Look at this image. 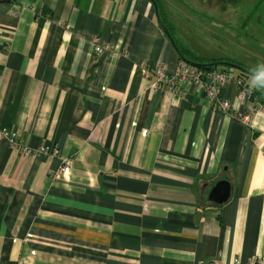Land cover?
<instances>
[{"label":"crops","instance_id":"crops-1","mask_svg":"<svg viewBox=\"0 0 264 264\" xmlns=\"http://www.w3.org/2000/svg\"><path fill=\"white\" fill-rule=\"evenodd\" d=\"M154 1L191 59L259 72L215 48L198 56L180 39V11ZM157 26L148 0L0 3V129L71 161L63 175L57 159L0 138V264H247L264 253V91L242 125L189 85L153 89L140 64L174 74L180 62ZM93 36L108 50L94 52ZM237 92L225 85L220 98L244 112ZM219 181L230 191L216 205Z\"/></svg>","mask_w":264,"mask_h":264},{"label":"rangeland","instance_id":"rangeland-1","mask_svg":"<svg viewBox=\"0 0 264 264\" xmlns=\"http://www.w3.org/2000/svg\"><path fill=\"white\" fill-rule=\"evenodd\" d=\"M169 2L174 4L176 11H180V39L186 41L198 56L215 55V48L246 67L258 69L259 72L264 70V3L258 10L255 0ZM221 9L225 10L222 15H216V11ZM215 21L219 22L217 28L212 25ZM241 23L245 24L244 27ZM220 24L227 29V35L221 33ZM252 79L245 78V85L251 87Z\"/></svg>","mask_w":264,"mask_h":264},{"label":"built area","instance_id":"built-area-1","mask_svg":"<svg viewBox=\"0 0 264 264\" xmlns=\"http://www.w3.org/2000/svg\"><path fill=\"white\" fill-rule=\"evenodd\" d=\"M98 36H93L90 45L94 52L102 53L108 50V45L100 42ZM142 76L151 82L153 89L165 85L167 89L176 95L182 96V85L186 84L197 91L203 92L207 101L221 111L228 113L230 117L242 125H250L253 116L260 110L263 100L254 97L255 90L245 85L242 78H234L230 73L216 68H209L205 72L201 69L191 67L190 65L178 62L177 72L167 74L161 65L149 68L147 65L140 64ZM233 84L238 89L236 100L238 106H242L244 112L237 110L228 100L220 98V92L225 85ZM0 138H3L11 147H15L23 155L28 156H46L55 158L60 162L58 173L66 175L70 168V159L60 154V151L54 147L40 146L39 148L30 149L23 144L16 132L5 131L0 129ZM209 264H220L212 261ZM247 264H264V253L249 259Z\"/></svg>","mask_w":264,"mask_h":264},{"label":"water","instance_id":"water-1","mask_svg":"<svg viewBox=\"0 0 264 264\" xmlns=\"http://www.w3.org/2000/svg\"><path fill=\"white\" fill-rule=\"evenodd\" d=\"M149 3H151L153 11H154V15L156 18V22H157V27L160 28L161 32L163 33V35L165 36V38L167 39V41L169 42L170 46L172 47V51L175 52V54L178 56V58L180 59V61H182L183 63H186L188 65H190L191 67L194 68H198V69H203V68H227V69H231V70H236L238 72H240L242 75L245 76H256L259 72H253L250 70H246L244 68H242L241 66L234 64V63H230V62H213V63H198V62H191V60L186 59L179 51L174 39H172L171 34L169 33V31L167 30V28L165 27L163 21L160 18L159 14V10H158V6L155 3L154 0H148ZM264 71V70H263ZM261 72V71H260ZM229 186L226 182L223 181H219L218 183L215 184V186L210 190V193L208 194V200L213 202L216 205H221L224 202H226V200L228 199L227 196H229Z\"/></svg>","mask_w":264,"mask_h":264},{"label":"trees","instance_id":"trees-1","mask_svg":"<svg viewBox=\"0 0 264 264\" xmlns=\"http://www.w3.org/2000/svg\"><path fill=\"white\" fill-rule=\"evenodd\" d=\"M10 0H0V3L1 2H9ZM259 4H261V3H264V0H256ZM165 27L167 28V30L169 31V33L171 34V29L169 28V27H167V25H165ZM172 35V34H171ZM172 39H173V36H172ZM174 41H175V43H176V45H177V42H176V40L174 39ZM177 47H178V49H179V51H180V53L186 58V59H188V60H191V62H198V63H202V61H200V60H196V59H194V58H192L191 59V57H190V55L189 54H187V52L186 51H184L183 49H181L178 45H177ZM209 68H203V69H201L202 71H206V70H208ZM222 70H224V71H231L232 72V70L231 69H223V68H221ZM262 71V70H261ZM236 72V71H235ZM241 76H243L242 74H240V73H238V76L237 77H239V78H242Z\"/></svg>","mask_w":264,"mask_h":264},{"label":"clouds","instance_id":"clouds-1","mask_svg":"<svg viewBox=\"0 0 264 264\" xmlns=\"http://www.w3.org/2000/svg\"><path fill=\"white\" fill-rule=\"evenodd\" d=\"M251 87L256 89H264V71L259 72L251 80Z\"/></svg>","mask_w":264,"mask_h":264}]
</instances>
